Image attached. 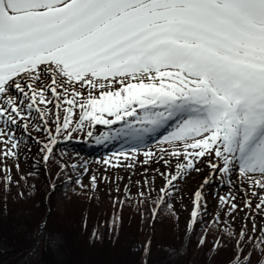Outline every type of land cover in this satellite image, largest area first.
<instances>
[{"label": "snow or ice", "instance_id": "snow-or-ice-1", "mask_svg": "<svg viewBox=\"0 0 264 264\" xmlns=\"http://www.w3.org/2000/svg\"><path fill=\"white\" fill-rule=\"evenodd\" d=\"M98 124L111 127L97 135ZM30 138L54 173L49 190L61 176L88 194L108 182L114 209L135 196L154 201L153 218L161 206L178 216L180 182L198 173L189 229L215 181L227 191L204 231L231 238L227 264H248L253 249L264 258V0H0V186L19 198L38 175L21 165ZM93 138L123 141L103 171L57 152ZM137 165L163 183L142 178L120 195L118 169Z\"/></svg>", "mask_w": 264, "mask_h": 264}, {"label": "trees", "instance_id": "trees-1", "mask_svg": "<svg viewBox=\"0 0 264 264\" xmlns=\"http://www.w3.org/2000/svg\"><path fill=\"white\" fill-rule=\"evenodd\" d=\"M35 173H38L35 175V191L26 200L6 201L5 190L0 186V243L7 246V249H0V264H17L28 253L47 208L50 213L45 221L38 264H227L234 255L231 238L222 232L216 236L218 226H208L205 232L196 221L183 253L170 258V253L184 243L187 229L163 206L148 222L152 237L145 253L146 221L133 200L118 210L114 209L111 200L103 206L99 196L89 198L85 192L74 191L61 176L45 202L48 181L38 166ZM49 174L51 177L54 173ZM64 193L68 199L61 210L60 198ZM114 211L118 212L120 219L110 227L108 222L114 219ZM202 235L205 240L200 243ZM56 237L61 239L59 243L55 241ZM216 237L223 241V245L214 248ZM137 240L143 241L140 249H136ZM260 260L253 249L248 264L253 261L258 264Z\"/></svg>", "mask_w": 264, "mask_h": 264}, {"label": "rangeland", "instance_id": "rangeland-1", "mask_svg": "<svg viewBox=\"0 0 264 264\" xmlns=\"http://www.w3.org/2000/svg\"><path fill=\"white\" fill-rule=\"evenodd\" d=\"M111 126H106V125H96V134L99 135L100 133L104 132L106 129L110 128ZM123 143L122 140H113V141H103L101 143H96L94 138L90 139L88 141H63L60 143V145L57 146V152L64 151L67 149L66 152V159L68 161L71 160H78V161H83V160H89L92 161L91 167L93 169L100 168L101 171H103V167L99 165L98 161L100 158H105L110 154H114L121 146ZM30 144H31V149L28 151H24L22 149L21 151V165L22 168L26 171H32L34 169V165L42 164L43 161L42 158L39 156V146L38 142L35 139L30 138ZM123 162V161H122ZM141 165H137L136 169L132 170L131 174L129 173V170L127 168H120L118 169L120 176L123 178L122 180H116L115 183L119 184L121 187V192L119 193L120 195H123V185L124 184H129L130 190L132 193H137L141 191L139 187L134 186V182L137 180H142V178H147L149 181H152L154 179L156 188H159L160 185L163 183L162 178L160 174L157 173H152L151 171L149 172H143L139 171L141 168ZM143 167H156V165H151V166H143ZM161 168L163 167L162 165L160 166ZM69 175H75L74 170H70ZM200 175L196 172L191 173V175L180 182V186L185 189L183 193L177 192L176 197L173 199V204L176 206L177 212H178V219L179 222L182 225L187 226V220L189 218V212H190V207H191V189L194 188L199 182H200ZM85 183L88 182V176L85 175L84 177ZM32 182V178H29V183ZM23 184L24 181H21ZM109 187L110 185L108 182H101L99 187L94 190L93 192H98L102 198L101 203L105 204L107 203V200L111 198L112 194L109 192ZM17 188V186H13L11 188L10 192H6V200H10L13 197L16 196V192L14 190ZM20 190V189H19ZM145 190H147V186H145ZM24 191L26 193L25 197L26 198L32 191L31 188H29L28 184H25ZM88 192V190L86 189ZM224 191H227L226 188H221L218 187L216 182L214 181L211 185H209L206 189V199L208 200V204L206 205L207 208V214L201 219L203 222V227H205V223L207 221H211L212 216L215 214V212L219 209V201H218V193H223ZM92 192V193H93ZM91 193V194H92ZM153 197H155L156 193H152ZM135 199L137 206L140 208V210L145 214V216L149 214L151 210V201L149 200H143L142 202L138 203L137 198L135 196L132 197ZM67 199V194L62 196L60 200L62 202H66ZM183 202V203H182ZM21 208V207H20ZM61 208H63V204H61ZM240 220V217L237 216V221ZM149 232L151 230L149 229ZM148 235L146 237L149 236ZM39 233V232H38ZM142 242L138 241L137 247L139 248L141 246ZM7 246L5 244H0V249H6ZM172 254H175V252H172ZM38 257H39V252H31L26 259L24 260L23 264H37L38 263Z\"/></svg>", "mask_w": 264, "mask_h": 264}, {"label": "water", "instance_id": "water-1", "mask_svg": "<svg viewBox=\"0 0 264 264\" xmlns=\"http://www.w3.org/2000/svg\"><path fill=\"white\" fill-rule=\"evenodd\" d=\"M41 238H42V232L39 234V244H40ZM39 244H38V246H36V244H35V246H34V250H35V249H38Z\"/></svg>", "mask_w": 264, "mask_h": 264}, {"label": "bare ground", "instance_id": "bare-ground-1", "mask_svg": "<svg viewBox=\"0 0 264 264\" xmlns=\"http://www.w3.org/2000/svg\"><path fill=\"white\" fill-rule=\"evenodd\" d=\"M40 255V254H39Z\"/></svg>", "mask_w": 264, "mask_h": 264}]
</instances>
